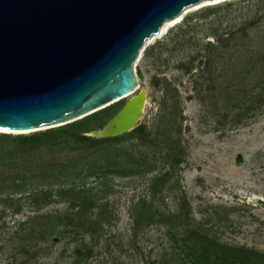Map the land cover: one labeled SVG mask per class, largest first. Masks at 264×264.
Masks as SVG:
<instances>
[{"label":"rangeland","instance_id":"obj_1","mask_svg":"<svg viewBox=\"0 0 264 264\" xmlns=\"http://www.w3.org/2000/svg\"><path fill=\"white\" fill-rule=\"evenodd\" d=\"M244 27L251 42L235 48L249 60L207 46ZM263 53L264 0L188 6L136 61L142 133L97 152L67 136L19 152L15 166L0 159V264H203L204 243L188 237L195 227L216 241L212 250L264 253V102L241 118L233 107L235 84L264 77ZM46 188L49 203H35Z\"/></svg>","mask_w":264,"mask_h":264},{"label":"water","instance_id":"obj_2","mask_svg":"<svg viewBox=\"0 0 264 264\" xmlns=\"http://www.w3.org/2000/svg\"><path fill=\"white\" fill-rule=\"evenodd\" d=\"M200 1L0 0V129L62 126L131 96L88 135L133 130L145 98L133 95L141 48Z\"/></svg>","mask_w":264,"mask_h":264},{"label":"trees","instance_id":"obj_3","mask_svg":"<svg viewBox=\"0 0 264 264\" xmlns=\"http://www.w3.org/2000/svg\"><path fill=\"white\" fill-rule=\"evenodd\" d=\"M251 38L252 37L250 32H248V28L244 27L242 28L241 31L235 30V31L218 34L216 45L215 43L208 41L207 46L210 48L214 47V48L224 49V52L222 53L224 57L232 58L233 56L232 55L228 56V54L234 51L233 53L235 54L236 58H245L249 60L253 56L252 55L247 56L246 54H243L244 52L241 51L240 48L238 49V47L235 48V46H238L240 44L246 45L247 42H251L250 41ZM210 60H211L210 58H207V64L209 63ZM257 60L261 61L264 64V53L260 57H257ZM241 74L242 72H239L240 76ZM255 86L257 88L259 87V89L261 90L260 94H253L254 90L256 89L254 88ZM234 88L235 91L238 93V95L235 97L237 101L234 102L233 104V107L237 109V112L239 111L238 113L235 114V117L237 118L247 117L248 112H250L253 109V107L256 105L257 102L258 103L264 102V98L261 97V94L264 91V77H262L257 82V84H254L252 87L247 85L242 87L241 84H235ZM255 95H258V97ZM121 103L122 102L120 103L116 102L84 118L54 128L40 130L29 134L0 133V159L4 160V162L1 164L5 166L8 163H11L12 166H15L18 163L17 161H15V159L17 160L19 152H25L28 148L36 149L41 145H47L50 147L53 145H59L60 143H62L61 141H66L67 136L69 138H72L73 141L79 144V146H76L77 148H80L87 152H97L98 150L105 147L102 146L105 143L111 145L120 140L127 138L130 135H139L144 130L143 124L137 126L130 132L124 133L119 136L99 138L88 135L89 132L95 130V127H92V124L94 122L98 121L96 127H101L111 117L112 115L111 111L116 110L117 106L120 105ZM7 144H11L9 148L5 147V145ZM165 176L166 174L163 175V177ZM21 177L22 176H19L17 178L19 179ZM163 177H161L160 179H162ZM68 191L70 190H66L63 188L62 191L59 190V194L63 196L65 195V193H68ZM51 195L52 193L51 191H49V188H46L45 190L41 191L40 194L34 193L31 196H33L35 203L47 204L50 201ZM93 205L95 204L92 203V206ZM73 206H75L74 203ZM84 208L85 206L81 204V209L84 210ZM81 211L82 210H78L76 213H81ZM152 214L153 212L151 213V215ZM151 218L152 216H150V219ZM137 222H138V217H137ZM71 224L77 227H84V224L81 223L77 224L75 222H72ZM188 237L194 238L195 240L197 241L199 240L204 243V245H202L200 248L202 249V252L198 256L199 260H201L203 264H264V253H260L256 250L244 246L234 247V246H227L226 244H221V245L218 244V247L212 250L211 246L212 244L216 245L217 244L216 241L206 238V234L202 233L196 227L190 229ZM218 249H220L219 253L217 252Z\"/></svg>","mask_w":264,"mask_h":264},{"label":"bare ground","instance_id":"obj_4","mask_svg":"<svg viewBox=\"0 0 264 264\" xmlns=\"http://www.w3.org/2000/svg\"><path fill=\"white\" fill-rule=\"evenodd\" d=\"M205 1H207V0H202V1H200L198 4H200L201 2H205ZM209 1L212 2L213 0H209ZM215 1L217 2L218 0H215ZM186 12H187V8H185V10H183V12H182L180 15H178L177 17L165 21V23L163 24V26H162V28H161V32H160L158 35H156L155 37H157V36H159V35L165 33V32L167 31V29H168L171 25H174V24L178 23V22L183 18L184 14H185ZM145 101H146V99L144 98V99H143L142 106H141V110H142L141 112H143V109H144V106H145ZM0 131H1V132H11V131H8V130H3V129H0Z\"/></svg>","mask_w":264,"mask_h":264}]
</instances>
